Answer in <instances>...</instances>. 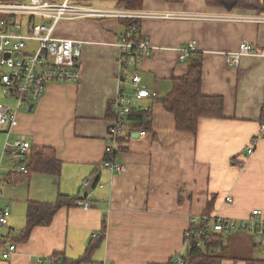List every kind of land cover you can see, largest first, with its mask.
Segmentation results:
<instances>
[{
    "label": "crops",
    "instance_id": "obj_1",
    "mask_svg": "<svg viewBox=\"0 0 264 264\" xmlns=\"http://www.w3.org/2000/svg\"><path fill=\"white\" fill-rule=\"evenodd\" d=\"M72 1L119 8L117 0ZM143 10L222 19L141 20V35L157 49L140 66L129 69L122 84L116 44L125 28L118 18L59 23L57 37L84 41L81 77L78 82L50 83L32 110L18 113V126L9 134L0 131V162H10V154H3L6 141L24 136L32 146L54 148L61 173H36L3 188L0 203L10 208L11 216L1 234L7 236L6 245L15 243L17 252L7 260L0 256V264H39V257L54 253L77 259L101 237L102 243L83 264H174L175 255L185 252L191 214L242 221L260 209L264 219V136H260L264 56H241L237 61L232 57L243 41L264 53V23L231 19L259 14L210 7L206 0H143ZM192 42L203 59L202 92L223 96L225 118L204 119L193 135L176 128L174 115L159 100L143 99L140 104L152 106V130L120 140L115 157L125 164V172L102 167L110 102L120 89H130L136 71L142 83L163 98L172 88V78L184 75L189 66L188 60H180L177 48ZM0 104L15 105L1 88ZM253 141L255 148L249 154ZM96 175L97 186L85 196V180ZM60 194L80 199L61 208L48 226L34 228L27 241L10 239L26 226L31 201L54 203ZM80 201L91 202L92 208L84 209ZM11 230L15 234L8 236ZM257 240L248 231L224 233L223 264H264V244Z\"/></svg>",
    "mask_w": 264,
    "mask_h": 264
},
{
    "label": "built area",
    "instance_id": "obj_2",
    "mask_svg": "<svg viewBox=\"0 0 264 264\" xmlns=\"http://www.w3.org/2000/svg\"><path fill=\"white\" fill-rule=\"evenodd\" d=\"M85 18H119L141 21L144 19H180V20H214L219 16L208 14L177 13L159 10H129L124 8L102 9L90 5L76 4L72 0H0V88L3 94L15 101V105L0 104V127L9 134L18 126V113L22 109L30 110L41 100L48 85L52 82H78L81 77V57L84 41L71 38L57 37L56 30L62 20ZM240 21L264 23V15L231 17ZM139 34L136 25L123 33L118 40L119 49V83H124L125 73L129 69L140 66L145 57L152 55L157 48L144 36L135 40ZM35 43L34 46L29 44ZM181 61L196 53L194 42L177 48ZM233 61L241 56H264L257 52L255 46L243 41L238 52L232 53ZM130 89H120L112 100L113 119L108 130V143L102 167L112 172L123 173L127 167L116 160V152L120 140L134 138L127 129L128 116L134 109L148 110L149 106L140 104L146 98H157L158 92L149 89L142 83L139 72H135L129 82ZM145 135V131H141ZM260 136H264V115L261 117ZM257 138L255 139V141ZM255 141L248 147L251 154ZM31 144L24 136L5 143L3 154L12 152L15 164L0 162V201L3 188L7 183L6 172L13 174L26 173V156ZM7 169V171H4ZM90 179H86L87 186ZM84 209L92 208L89 201H80ZM11 210L0 203V256L7 260L17 252L15 243H5L1 230L8 226ZM248 231L258 239L264 240V219L262 210L256 209L249 219L236 221L224 218L218 214H191L190 224L184 234L185 252L175 255L174 264H184V255L193 247H202L204 237L216 232ZM15 234L11 230L8 236ZM93 237H97L94 234ZM39 264H63L61 256L46 255L38 258ZM97 264H113L99 262Z\"/></svg>",
    "mask_w": 264,
    "mask_h": 264
},
{
    "label": "trees",
    "instance_id": "obj_3",
    "mask_svg": "<svg viewBox=\"0 0 264 264\" xmlns=\"http://www.w3.org/2000/svg\"><path fill=\"white\" fill-rule=\"evenodd\" d=\"M179 2L180 0H168ZM119 8L129 10L143 9V0H117ZM210 7L223 8L228 11L245 9L255 11L257 14H264V0H206ZM119 19V18H118ZM127 32L131 26L139 28V34L134 36L135 40H140V22L129 19H119ZM189 66L186 73L179 77L172 78V88L163 98L159 100L164 107L175 117L176 128L196 135L199 131L201 122L204 119H223L225 118V99L223 96H209L202 92L203 81V59L200 54L194 53L188 57ZM109 114L113 119L112 101L109 104ZM264 115V108L262 116ZM261 116V117H262ZM127 129L130 133L152 130V106L148 110L134 109L128 116ZM110 120V121H111ZM123 140V139H122ZM12 157V152L8 153ZM10 157L7 164H15L14 158ZM109 157L106 155L105 158ZM104 158V159H105ZM26 173L13 174L6 172L5 181L9 186L17 185L20 181L30 178L33 174H51L59 176L61 173L62 162L58 158L57 152L52 147L31 145L26 156ZM6 185V186H7ZM79 197L74 195L60 194L56 202L45 203L31 201L28 204L26 226L17 236L10 239L17 242L27 241L34 228L38 226H48L51 224L56 213L63 207L77 204ZM96 238V237H94ZM224 232H216L204 237L202 247H193L187 250L184 255V264H223L226 254L222 251ZM102 243V237L93 240L83 256L77 259H67L61 253H54L63 258V264H83L88 262L96 249Z\"/></svg>",
    "mask_w": 264,
    "mask_h": 264
},
{
    "label": "water",
    "instance_id": "obj_4",
    "mask_svg": "<svg viewBox=\"0 0 264 264\" xmlns=\"http://www.w3.org/2000/svg\"><path fill=\"white\" fill-rule=\"evenodd\" d=\"M33 107H34V105H31L30 110H32ZM3 130H4V128L0 127V131H3ZM98 181H99V176L98 175L93 176L90 179L89 184L83 190V193H84L85 196L89 195L95 189V187L98 184ZM257 241L259 243H263L264 244V240H262V239H258Z\"/></svg>",
    "mask_w": 264,
    "mask_h": 264
},
{
    "label": "rangeland",
    "instance_id": "obj_5",
    "mask_svg": "<svg viewBox=\"0 0 264 264\" xmlns=\"http://www.w3.org/2000/svg\"><path fill=\"white\" fill-rule=\"evenodd\" d=\"M30 45L34 46V45H35V43L29 44V47H30Z\"/></svg>",
    "mask_w": 264,
    "mask_h": 264
}]
</instances>
